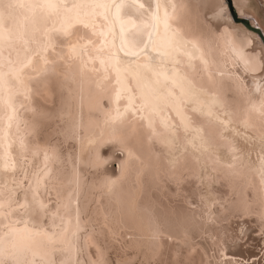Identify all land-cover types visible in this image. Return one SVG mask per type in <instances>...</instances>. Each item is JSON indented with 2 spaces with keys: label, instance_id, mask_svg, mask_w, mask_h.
Here are the masks:
<instances>
[{
  "label": "bare ground",
  "instance_id": "obj_1",
  "mask_svg": "<svg viewBox=\"0 0 264 264\" xmlns=\"http://www.w3.org/2000/svg\"><path fill=\"white\" fill-rule=\"evenodd\" d=\"M3 5L0 264H264V32L216 0Z\"/></svg>",
  "mask_w": 264,
  "mask_h": 264
},
{
  "label": "snow or ice",
  "instance_id": "obj_2",
  "mask_svg": "<svg viewBox=\"0 0 264 264\" xmlns=\"http://www.w3.org/2000/svg\"><path fill=\"white\" fill-rule=\"evenodd\" d=\"M0 5H3V0H0ZM4 7H12L11 4H7V5H3ZM41 7H54V5H41ZM81 7V5H77V4H73L72 8H79ZM92 7H101V8H105L108 9L112 12L113 17L117 16L119 13V10L121 7H123V4H118V3H112V4H94L92 5ZM140 7H143V5H140ZM160 5L157 3L155 5V9H153V5L150 3L148 6V9L146 10V15L148 17H155L156 18V22L159 23L160 22V17H159V9ZM71 9H69L70 11ZM243 17L244 16V11H243V5H242V0H216V5H215V12L213 15V19L216 20H222L224 22H229L231 21L233 24L235 23V17ZM163 22L166 26L168 25V21H167V13H165V17L163 19ZM249 23H251L252 27L255 29H260L262 32H264V24H261L259 22H255L253 23L251 20H249ZM155 24H153V28H155ZM218 30L222 29V25H217ZM245 31H247V29H245ZM174 35H178V33H175V30H173ZM149 38H150V34ZM182 39V38H181ZM74 47V45H73ZM124 45H123V39H121V50L123 51ZM261 51H264V43L261 44L260 46ZM145 49H150L151 50V46L148 42H143L142 46H141V51L143 52ZM126 56L127 55H131L132 53L129 52H125L124 53ZM253 71H255V69H252ZM239 79V78H237ZM253 79H255V77H253ZM237 87L242 88L243 85H237ZM130 91V89H129ZM118 99V97H117ZM133 97L130 95L129 96V102L131 104ZM133 116H135V110L133 111ZM141 119H143V117H140ZM185 130L187 131V126L185 127ZM131 133L129 132L128 135H130ZM129 155L131 156V152L129 153ZM119 167V165H118ZM158 229V226H157ZM158 237V230L156 233H154V238ZM220 257L222 258L220 261H217V264H224V260L228 261V264H236V262L240 259L239 257H233V256H228L225 257L224 256V252L221 251L220 252Z\"/></svg>",
  "mask_w": 264,
  "mask_h": 264
},
{
  "label": "rangeland",
  "instance_id": "obj_3",
  "mask_svg": "<svg viewBox=\"0 0 264 264\" xmlns=\"http://www.w3.org/2000/svg\"><path fill=\"white\" fill-rule=\"evenodd\" d=\"M237 22V21H236ZM237 24H242L243 26H245L250 32H253L255 34H258V31H261L260 29H257V32H256V29L254 28L253 30L249 27H247L246 25H244L243 23L241 22H237ZM193 207V206H192ZM258 238H260V234L259 232H253L250 237H246L244 238L242 241H235L233 242V244H235L236 242L240 243L242 245V249L243 250H246V249H254L255 253H258L259 252V249H260V246H256L257 242H258ZM252 239H256L255 241L252 240ZM232 244V243H231ZM232 249H235L234 246H232ZM262 256V253H259L257 256H252L250 258V262L252 261H256V260H259Z\"/></svg>",
  "mask_w": 264,
  "mask_h": 264
},
{
  "label": "water",
  "instance_id": "obj_4",
  "mask_svg": "<svg viewBox=\"0 0 264 264\" xmlns=\"http://www.w3.org/2000/svg\"><path fill=\"white\" fill-rule=\"evenodd\" d=\"M235 21H242L247 27H249V21L248 18L243 17H235ZM252 27V26H251ZM253 28V27H252ZM257 30V29H256Z\"/></svg>",
  "mask_w": 264,
  "mask_h": 264
}]
</instances>
